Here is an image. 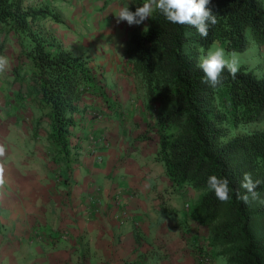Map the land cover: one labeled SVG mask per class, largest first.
<instances>
[{"label": "trees", "instance_id": "1", "mask_svg": "<svg viewBox=\"0 0 264 264\" xmlns=\"http://www.w3.org/2000/svg\"><path fill=\"white\" fill-rule=\"evenodd\" d=\"M131 1L133 12L146 2ZM208 7L218 23L207 38L188 25L169 23L157 11L146 20L147 31L130 32L126 56L143 81L147 106H156V155L167 177L199 192L188 215L207 228L205 246L225 264H264V183L256 189L260 200L246 205L237 198L244 192L245 173L264 182V129L234 133L264 121V75L241 65L235 80L225 70L223 85L213 89L202 83L204 74L197 67L199 49L214 42L241 52L251 38L264 48V0H210ZM47 21H60L47 4L0 0V35L13 32L20 59L29 62L25 70L23 64L12 67L16 96L35 110V132L46 126L53 163L70 171L81 150L71 129L85 111L79 104L91 93L95 75L87 55L65 48ZM212 175L229 180L227 203L207 189Z\"/></svg>", "mask_w": 264, "mask_h": 264}, {"label": "crops", "instance_id": "2", "mask_svg": "<svg viewBox=\"0 0 264 264\" xmlns=\"http://www.w3.org/2000/svg\"><path fill=\"white\" fill-rule=\"evenodd\" d=\"M114 21L108 47L117 51ZM116 72L100 114L83 122L70 171L53 163L47 139L49 155L38 142L23 158L15 113L5 122L0 112V264H202L205 254L206 264H225L188 215L199 192L171 183L157 158L156 106L142 79Z\"/></svg>", "mask_w": 264, "mask_h": 264}, {"label": "rangeland", "instance_id": "3", "mask_svg": "<svg viewBox=\"0 0 264 264\" xmlns=\"http://www.w3.org/2000/svg\"><path fill=\"white\" fill-rule=\"evenodd\" d=\"M28 4L32 5H49L54 11L59 14L60 21H47L45 24L52 31L58 40L62 42L65 48L73 53L87 55L89 59V67L95 75V83L91 89V93L83 96L80 107H85V114L77 117L78 124L71 129V136L74 140H78V133L82 130V125L85 119L97 117L100 114V106L105 94L108 92V83L111 78L117 77H132L139 78L127 60L126 48L131 30H143L147 26V22L136 26H129L127 22L126 30L124 23L118 25L117 32L119 34V49L112 50L108 45L112 42V34L107 33L114 28L117 13L110 14L108 12L110 4H116L119 8L128 6L132 11L131 0H26ZM96 2L97 4H94ZM143 5V4H142ZM114 19V20H112ZM114 21V22H115ZM116 32V34H117ZM115 41V39H114ZM0 55H4L9 59L10 68L4 73H0V112H4L5 122L9 113L14 112L15 118L20 124V146L22 153L30 152L31 146L38 143L45 147L43 154L49 155L46 144V126L41 125L37 132H33L35 110L28 103H21L16 92L18 90V83H12V67L15 64H23L24 70L28 69L29 62L26 58L20 59L22 55L21 45L17 36L13 32L7 35H0ZM216 45L223 47L226 55L229 52L224 45L219 42H214ZM212 43L209 48L199 49V56L206 55V53L213 49ZM239 55L240 66L245 65L252 69L258 76L264 75V48H259L258 45L251 39H248V46L244 51L236 52ZM127 74V76H126ZM120 75V76H119ZM110 85V84H109ZM113 89V90H112ZM111 90L115 94V88ZM87 111V113H86ZM2 115V114H1ZM264 129V121L249 125L245 128L236 130L234 133H244L246 131ZM25 152L22 157H29ZM33 154V151L32 153ZM51 154V152H50ZM189 211V210H188ZM2 228L0 227V232ZM207 263V259H206Z\"/></svg>", "mask_w": 264, "mask_h": 264}, {"label": "clouds", "instance_id": "4", "mask_svg": "<svg viewBox=\"0 0 264 264\" xmlns=\"http://www.w3.org/2000/svg\"><path fill=\"white\" fill-rule=\"evenodd\" d=\"M210 0H146V2L131 11L128 6L119 9L116 23L127 22L129 26H139L152 17L154 12H159L164 18L174 25H188L195 28L202 38H207L210 28L218 23L217 15L208 7ZM147 31V28H145ZM197 67L202 70L204 76L202 83L215 89L223 85V73L225 70L235 80L240 70L239 55L236 52L225 53L223 47L214 43L206 55L199 57ZM10 68L9 59L0 55V73L8 71ZM4 149L0 147V157L4 156ZM2 172L0 168V183H2ZM229 180L218 178L215 175L209 176L207 189L215 193L216 198L221 203H227L230 199ZM261 183L260 180H253L250 173H245L241 181L243 193H238L237 198L248 205L253 201L260 200V193L256 191ZM264 202V201H262Z\"/></svg>", "mask_w": 264, "mask_h": 264}, {"label": "built area", "instance_id": "5", "mask_svg": "<svg viewBox=\"0 0 264 264\" xmlns=\"http://www.w3.org/2000/svg\"><path fill=\"white\" fill-rule=\"evenodd\" d=\"M185 208L188 209L189 208V202L188 200L185 202ZM206 259H207V255L205 254L202 258H201V263L202 264H206Z\"/></svg>", "mask_w": 264, "mask_h": 264}]
</instances>
